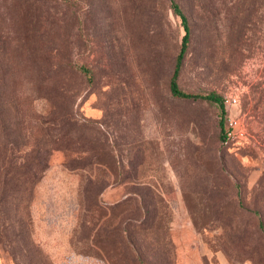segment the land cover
<instances>
[{"label":"rangeland","instance_id":"1","mask_svg":"<svg viewBox=\"0 0 264 264\" xmlns=\"http://www.w3.org/2000/svg\"><path fill=\"white\" fill-rule=\"evenodd\" d=\"M177 1L180 85L224 96V140L218 103L171 92L172 0H0V264H115L116 224L102 247L83 221L103 174L104 205L147 193L144 264H264V0Z\"/></svg>","mask_w":264,"mask_h":264},{"label":"trees","instance_id":"2","mask_svg":"<svg viewBox=\"0 0 264 264\" xmlns=\"http://www.w3.org/2000/svg\"><path fill=\"white\" fill-rule=\"evenodd\" d=\"M172 5H173L175 12L178 13L182 18V21L185 27V33L183 35L182 45H181L179 54L177 56L175 68L170 78L171 92L174 96H178L181 98L206 99V100L218 103L221 109L220 119H219V124H220L219 138L221 140H224L226 139L228 135L227 134L228 128L226 126L228 112H227V106L225 103L224 96L221 93L217 92L216 90H211L206 93L192 92V91H188L184 89L180 85L179 76H180L181 68L183 65L185 53L189 47L190 40H191V25H190L188 16L183 10V8L181 7L180 3L177 0H172ZM80 69L82 72L89 75L90 73L89 67L82 65ZM65 131L66 130H64V128L60 127L59 131L57 132L56 138H53V141L54 140L56 141L57 139L60 140L61 136L65 135ZM98 156L96 157L97 159L96 162L99 163L100 166L104 165L105 168L114 167L113 164L110 163V161H105V162L101 161L98 158ZM35 163L36 162L34 160L28 162L27 165H24L22 167L23 171H28L27 167L29 166L34 167ZM40 167H42L41 164H40ZM22 168L21 166L19 168H12V169L7 168L6 173L10 172L11 170L21 172ZM100 173H102V170L100 171ZM86 179H87L86 181L89 180L90 183L93 182L96 185L95 186L96 189H93L89 187V183H84L81 189V196H82L81 205L83 206V213H85L86 216H89L88 218H83V221L88 220L91 230L95 231L92 234L94 238L93 239L94 244L100 245L103 247L101 241H102V238L106 236L105 230L108 228L107 227L109 225L108 223H113V225L115 223L116 226L112 227L113 229L110 230V234L114 233L115 238L118 239L120 244H116V246L118 247V251H115L114 253L116 254V257H117L114 263L118 264L119 262H117V260L123 261L119 253L121 252L122 246L125 244V245H128L129 250H131L130 263L131 264H144L143 259L141 258L137 249L135 248V245L133 244L131 246L128 240L132 238V240L137 242L140 237L145 235L148 229L147 227L149 225L146 224V220L148 219V216H149L148 213L152 210V206H151V202L147 200V193L143 189H140V190L135 191L134 194H130L127 198H125L124 200L120 202L112 203L109 205H104L100 201L98 194L100 193L102 189L105 188L107 184L110 183V181L108 182L104 181V174L100 176L99 175L95 176V178H86ZM5 182L6 184H8L9 180H5ZM10 182L12 184L11 189L13 191L18 190L17 180H15V182L14 181H10ZM29 182H32V181L30 180ZM5 197H6L5 193H2L0 196L1 199ZM124 202H127L128 207L124 208L125 211H123L122 213H121L122 210H119L120 212L116 214L115 208ZM148 205H150L151 208H149ZM107 214H113L111 216L112 217L111 222H109V220L107 219ZM132 218H135V221H131Z\"/></svg>","mask_w":264,"mask_h":264}]
</instances>
